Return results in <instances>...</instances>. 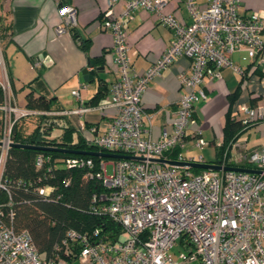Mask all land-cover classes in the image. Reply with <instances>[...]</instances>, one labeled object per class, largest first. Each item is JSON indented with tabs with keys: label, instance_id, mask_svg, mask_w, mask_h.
I'll return each mask as SVG.
<instances>
[{
	"label": "built area",
	"instance_id": "2783aa9c",
	"mask_svg": "<svg viewBox=\"0 0 264 264\" xmlns=\"http://www.w3.org/2000/svg\"><path fill=\"white\" fill-rule=\"evenodd\" d=\"M118 0H107L100 26L112 36V62L116 79L111 83L108 102L102 109L113 114L106 130L96 134L92 129L90 144L99 151L144 157L143 161L112 159L101 161L95 174L107 192L93 196L95 212L117 225L121 234L113 241L95 229L91 235L74 231L67 233L62 245L70 254L69 242L80 243L77 258L85 264H264V148L248 150L243 142H231L234 154H221L222 166L259 170L260 173L225 170H200L151 162L167 159L203 163L202 157L186 160L181 153L171 159L169 154L182 150L190 142L202 150L210 144L202 137L194 117V106L207 100L201 88L205 81L221 78V70L230 67L243 75L230 56L242 53V61L264 66V17L257 12H239L241 0H206L199 10L195 0H185L192 22L187 25L173 14H164L166 0H125L122 10L114 13ZM60 24L57 34L70 33L77 25V10L71 4H59ZM152 13L157 21L171 31V41L159 58L149 67L136 72L129 57L126 24L138 9ZM1 51V50H0ZM189 60L187 71L178 74L181 95L170 122L158 139L144 136L143 119L147 116L140 100L151 80L159 76L175 58ZM40 65L38 59L29 63L31 70ZM6 62L1 52L0 89V191L8 190L2 180L4 162L13 143V128L41 111L19 106L10 93ZM80 87H84L81 85ZM71 94L80 103L74 113L87 111L82 106L79 90ZM240 122L248 127L264 122V102L240 107ZM218 143L216 147H220ZM48 157L38 154L35 165L41 167ZM92 160L69 157L62 160L68 168L91 167ZM249 165V166H246ZM110 167V174H108ZM45 187L38 189L41 195ZM9 195V194H8ZM0 202V264H65L46 258L33 245L26 230L16 231L11 209L4 215ZM179 242L183 247L176 258L171 251Z\"/></svg>",
	"mask_w": 264,
	"mask_h": 264
},
{
	"label": "crops",
	"instance_id": "0c3cea01",
	"mask_svg": "<svg viewBox=\"0 0 264 264\" xmlns=\"http://www.w3.org/2000/svg\"><path fill=\"white\" fill-rule=\"evenodd\" d=\"M124 2L125 0L117 1L113 7L114 13L122 10ZM68 3L77 10V25L72 32L59 35L55 32L60 24L57 0H0L1 13L11 27L12 40L4 48L11 76L10 93L19 106L25 107L28 106V96L31 100L43 96L45 104L51 106L50 111L42 108L34 110L43 112V116L68 121L86 140H90L93 136L91 130L95 129L96 134L103 133L113 114L110 108L102 109L108 102L110 85L116 79L111 55L112 36L99 24L107 9V0H68ZM195 3L199 10L206 8V0H195ZM249 11L264 17V0H241L239 12L246 14ZM162 12L173 14L184 24L192 22L185 0H166ZM126 29L129 57L138 73L146 70L161 56L172 37L166 26L142 8L127 22ZM80 40L86 46L85 49L79 47L77 41ZM42 52L49 56V66L38 59ZM241 57L242 53L230 56L233 63L244 71V79V74L240 75L226 67L221 70L220 79L205 80L201 84L207 100L195 104L194 117L203 138L210 145L217 146L230 137L224 129L226 119L227 116L234 120L240 119L241 116L237 114L240 103L255 106L264 102V91L260 92L255 85L264 76L260 77L254 71L258 66L253 61L244 62ZM33 59L40 61L36 70L29 68ZM88 59L94 61L95 67L102 69L92 82L82 84L78 73L85 67ZM188 67L189 60L178 56L159 76L149 82L140 100L143 111L150 116L149 120L146 117L143 119L144 136L158 139L162 129L170 122L181 95L177 76L180 72L187 71ZM258 68L264 73V66ZM252 79L254 84L252 82L249 85ZM81 85L84 87H80ZM79 87L82 106L87 111L74 113L79 109L80 103L71 91ZM36 118L40 119L39 116ZM30 119L27 121H32ZM41 121L44 123L45 119ZM251 128L258 136H264V122H256L243 129L238 137ZM191 145L188 142L186 146H190L189 149L185 146L181 151L169 154V157L174 159L181 153L186 160L201 156L204 163H215L216 156L207 159L201 155V150L192 148ZM65 264L85 263L75 257L66 259Z\"/></svg>",
	"mask_w": 264,
	"mask_h": 264
},
{
	"label": "trees",
	"instance_id": "16d2710c",
	"mask_svg": "<svg viewBox=\"0 0 264 264\" xmlns=\"http://www.w3.org/2000/svg\"><path fill=\"white\" fill-rule=\"evenodd\" d=\"M67 4L68 0H59V4ZM12 40L11 27L1 13L0 4V48L5 59L4 48ZM79 47L85 49L83 42L77 41ZM6 62V60H5ZM7 65V62H6ZM7 75L11 84V76L8 65ZM254 71L260 76L264 73L255 67ZM243 79L245 77L242 76ZM31 93V92H30ZM29 93V94H30ZM3 101V93L0 89V104ZM28 108H42L50 111L49 104H45L43 96L34 100L28 96ZM34 131L28 136L20 134L22 122L13 128L12 140L15 143L30 144L34 146H55L78 151H99L88 142L68 121L61 125L51 122V116H39ZM45 122L42 123V119ZM54 127H60L61 133L52 135ZM1 128V124H0ZM246 127L240 120H234L227 116L225 131L227 137L220 147H216V161L220 162L221 154L230 151L231 142L237 140L239 133ZM43 154L48 157L41 167L35 165V157ZM69 157H83L92 160L91 167L68 168L61 165L62 160ZM109 158H98L85 155L63 154L59 152L37 151L23 148H10L8 150L3 171L2 180L5 182L8 194L0 191V202L8 203L3 207L4 215L11 209L13 212L12 226L16 231L26 230L36 250L46 258L58 261L77 257L80 243L69 242L70 254H65V246L62 242L69 231L81 235H91L97 229L101 236H107L113 241L118 240L121 234L120 228L111 222L106 216L95 212L92 208L96 205L93 196L104 195L107 190L102 181L95 176L99 171L101 161H111ZM249 166V165H246ZM194 173L200 170L191 169ZM45 187L46 193L41 195L38 191Z\"/></svg>",
	"mask_w": 264,
	"mask_h": 264
},
{
	"label": "water",
	"instance_id": "95a60500",
	"mask_svg": "<svg viewBox=\"0 0 264 264\" xmlns=\"http://www.w3.org/2000/svg\"><path fill=\"white\" fill-rule=\"evenodd\" d=\"M38 59L42 61L45 66H49L51 64V60L46 52H42L38 55ZM101 67H95L94 61L88 59L84 68H82L78 73L79 82L82 84L92 82L95 75L101 72ZM11 148H23V149H31L37 151H47V152H59L63 154H73V155H85V156H93L98 158H109V159H128L135 161H143L144 157L120 154V153H112V152H104V151H78L72 150L68 148L55 147V146H34L30 144H22V143H11ZM151 162L164 163L172 166L185 167L190 169H201V170H225V171H235V172H247V173H260L259 170L244 168V167H236V166H222L216 163H198V162H190V161H175V160H167V159H149Z\"/></svg>",
	"mask_w": 264,
	"mask_h": 264
},
{
	"label": "rangeland",
	"instance_id": "374dc122",
	"mask_svg": "<svg viewBox=\"0 0 264 264\" xmlns=\"http://www.w3.org/2000/svg\"><path fill=\"white\" fill-rule=\"evenodd\" d=\"M0 50H1V48H0ZM0 57H1V51H0ZM253 81L254 80L252 79L249 82L250 84L249 83L248 84L251 85ZM253 84H254V82H253ZM255 85L257 86V88H259V91L260 92L264 91V78H262V81L260 83L259 82H256ZM241 106H242V104L240 103V105L238 107H241ZM239 110H240V108H239ZM235 112H236V110L233 113H235ZM237 114L241 116V112L240 111L237 112ZM0 119H1V117H0ZM30 120H32V121H27V120H23L22 121V125L23 126L22 125L21 126L23 127V129L20 132V134L22 136H28V135H30L34 131L35 126H36V122H38V118L32 117V119H30ZM63 121L64 120H58V118H53V119L49 120V123L55 122V123H58V125H59V123H63ZM60 133H61V130L58 127H54L53 128V130H52V135L53 136L54 135H57V134H60ZM202 137H203V135H202ZM237 142H243V143H245V146H246V148L248 150H250V149H256V148H261V147H264V136H258V134L255 132V130L253 128H251L250 130L243 132L237 138V140H236L235 143H237ZM186 147H187V149L190 148V146H186ZM215 148H216L215 145L208 144L207 146H205L200 151V153H201V155L205 156V158L212 159V158H214L216 156L215 155L216 154ZM234 152H235V147H231L230 148V153L231 154H234ZM107 170H108V174H110V167H108ZM183 250H184L183 247L180 245L179 242H177L175 244V246L173 247V249L171 251V254L173 255L174 258H176L177 255H178V253L180 251H183Z\"/></svg>",
	"mask_w": 264,
	"mask_h": 264
}]
</instances>
